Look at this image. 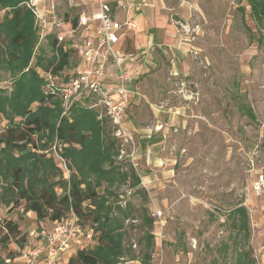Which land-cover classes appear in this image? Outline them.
I'll return each mask as SVG.
<instances>
[{
  "label": "rangeland",
  "instance_id": "1",
  "mask_svg": "<svg viewBox=\"0 0 264 264\" xmlns=\"http://www.w3.org/2000/svg\"><path fill=\"white\" fill-rule=\"evenodd\" d=\"M86 1L39 0V7L51 11L54 3L61 13L90 14L96 7ZM122 1L130 8L135 3ZM69 2L79 7L71 10ZM146 2L132 12L137 28L126 36L140 73L127 83L134 100L121 133L128 138L123 156L131 159L147 197L134 194L127 182L117 189L118 200L132 204V217L145 202L153 218L150 264H233L235 249L245 244L228 216L243 204L251 229L246 248L264 264V39L259 43L248 30L264 34V27H257L247 0ZM130 8L120 9L118 18L124 20ZM84 36L85 29L73 40ZM12 86L9 73L1 72L0 88ZM84 103L102 106L96 99ZM241 104L252 106L256 121L243 115ZM70 106L63 102L61 116ZM61 158L57 151L54 162ZM2 183L0 177V190ZM7 218L34 240L33 212L1 203L0 219ZM146 229L140 217L126 220L127 253L119 264H142ZM9 248L19 250L15 241Z\"/></svg>",
  "mask_w": 264,
  "mask_h": 264
},
{
  "label": "trees",
  "instance_id": "2",
  "mask_svg": "<svg viewBox=\"0 0 264 264\" xmlns=\"http://www.w3.org/2000/svg\"><path fill=\"white\" fill-rule=\"evenodd\" d=\"M28 2L0 0V75L9 73L13 83L11 89L0 88V122H5L0 128V204L33 212L37 234L43 221L51 226L76 214L80 229L93 238L77 248L68 264H119L127 253L125 222L140 217L148 230L141 263L150 264L154 220L147 215L145 202L139 216L132 217V204L128 201L122 206L118 200L117 189L127 182L134 194L147 197L131 159L123 156L124 138L116 135L107 109L88 107L85 95L72 102L68 115L61 116L63 96L51 89L46 74L52 73L57 85L65 84L77 65V50L67 41L58 45L48 29L43 31ZM107 4L114 11L117 2ZM247 4L257 27H264V0H247ZM58 5L57 13L75 26L82 13H61ZM69 7L75 10L79 6L70 3ZM248 30L252 38L263 41L264 34ZM130 96L132 104V92ZM239 108L243 115L257 120L252 106L241 104ZM57 151L68 162L69 178L64 176L62 163L54 162ZM228 217L236 237L245 244L235 249L233 264H258L252 248H246L251 235L246 206L233 207ZM11 241L19 250L9 248ZM28 242L15 220L0 219V264H22L17 259ZM5 249L8 252L3 254Z\"/></svg>",
  "mask_w": 264,
  "mask_h": 264
},
{
  "label": "built area",
  "instance_id": "3",
  "mask_svg": "<svg viewBox=\"0 0 264 264\" xmlns=\"http://www.w3.org/2000/svg\"><path fill=\"white\" fill-rule=\"evenodd\" d=\"M116 2L114 11L107 2H102L99 11L81 14L75 26L67 23L57 13L54 3L51 11L47 8L40 9L39 0H29L27 4L36 15L42 30L48 29L58 45L67 41L70 48L77 50V65L72 68V75L65 79V84L57 85L53 74H46L51 89L58 90L64 102L70 105L83 95L87 96L86 101L98 100V103L107 109V114L117 129L116 135L127 140V134L122 135L121 132L127 130L125 118L131 103L130 91L127 88L130 75L126 69L129 54L116 46L120 42L122 31L136 30L137 25L133 18L122 22L114 16L117 9L130 8L129 4L122 0ZM83 29L84 38L78 43L75 42L73 38L82 35ZM43 35L45 37L46 33L43 32ZM109 66H113L115 70L109 71ZM108 76L114 78V86L107 85ZM59 163L68 170L63 158ZM37 238L38 243L35 246L22 252V264H58L61 254L69 253L70 258L78 247L85 246L87 240H92L93 234L81 230L77 215L72 213L50 227H41Z\"/></svg>",
  "mask_w": 264,
  "mask_h": 264
},
{
  "label": "crops",
  "instance_id": "4",
  "mask_svg": "<svg viewBox=\"0 0 264 264\" xmlns=\"http://www.w3.org/2000/svg\"><path fill=\"white\" fill-rule=\"evenodd\" d=\"M110 1H114V0H92V3H94L95 4L94 6L96 7L92 13L99 11L100 4L102 2H110ZM84 2L87 3L86 0H84ZM130 5H131L130 11H128L127 15L124 17L125 18L124 20L119 19L118 16H117V14H118L120 9H117V11L114 14V16L117 19H119V20H121L123 22V21H125L128 18H133L132 12L133 11H137V12L141 11L144 6L148 5V3L146 2V0H141V1L140 0H135V3L133 2ZM92 13H90V14H92ZM85 14H89V13H85ZM127 34H128V31L124 29L122 31V33H121L120 42H119V44H117L116 47H117V49H120L122 51H126L129 54V56L127 58V63H126L127 67H126V69H127V72L130 75V83L133 85L135 77L140 72H139V70H137L138 69V67H137L138 65L136 63L137 59H138V55L136 54L135 51L133 52V51H130V50L127 49V38H126ZM142 53H144V52L142 51ZM108 70L109 71H114L115 68L113 66H109ZM106 83H107L108 86H114V78H111L110 76H108L107 80H106ZM46 226L50 227L49 222L46 224ZM36 243H38L37 233L34 234V240H32V241L30 240L27 243V245H26L24 250L35 246ZM69 255H70L69 253L61 254L59 256V258H58V264H68Z\"/></svg>",
  "mask_w": 264,
  "mask_h": 264
}]
</instances>
